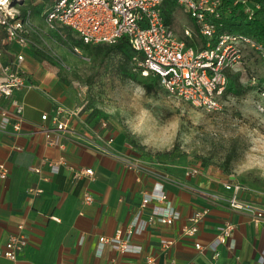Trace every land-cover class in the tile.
Instances as JSON below:
<instances>
[{"label":"crops","instance_id":"1","mask_svg":"<svg viewBox=\"0 0 264 264\" xmlns=\"http://www.w3.org/2000/svg\"><path fill=\"white\" fill-rule=\"evenodd\" d=\"M54 33L46 34L54 39ZM32 36L39 40V35ZM34 46L33 41L25 46L9 41L0 32L4 58L23 53L27 80L36 86L14 93L24 102L18 129L17 118L4 123L0 116V163L8 169L6 178H0V243L18 230L19 223L28 236L18 259L2 257L0 264H56L62 260L67 264H145L147 256L155 257L159 264L172 260L176 264H264V219L254 222L227 205L232 190L224 182L232 180L208 170L189 176L185 173L189 165L163 163L143 155L123 141L118 126L105 119V113L84 107V98L62 75L59 62L41 59ZM3 102L9 104L8 99ZM56 102L75 111L60 133L53 120ZM45 112L47 118L43 119ZM59 160L63 162L58 167L49 164ZM126 160H138L140 167H130ZM30 166L40 171H31ZM71 166L91 167L94 172L75 177ZM157 183L163 184L179 217L172 224L147 223L133 233L130 242L140 245V252H121L110 241L100 245L101 236L111 238L134 221L143 195ZM36 187L43 191H30ZM86 193L92 195V202L85 201ZM238 197L264 207V193L255 188L240 191ZM165 204L150 201L139 210L140 218L147 219L156 206ZM204 207L209 211L199 231L184 234L188 216ZM225 222H232L234 228L227 242L214 248L212 242ZM163 240L173 242L164 248Z\"/></svg>","mask_w":264,"mask_h":264},{"label":"built area","instance_id":"2","mask_svg":"<svg viewBox=\"0 0 264 264\" xmlns=\"http://www.w3.org/2000/svg\"><path fill=\"white\" fill-rule=\"evenodd\" d=\"M173 3L174 7L181 6L193 20L192 27H183L181 34L175 31L173 22L166 20V2ZM264 0H52L51 5L43 14L47 27L52 32H58L67 27L72 36L84 45L108 43L115 44L122 36H126L129 44L135 51L133 70L142 76H156L159 85L172 96L179 100L191 103L193 106L215 110L221 108L223 94L228 86L227 71H241L245 61L246 51H252L264 62V40L239 30L226 27L224 16H231L235 10L243 13L249 20H253ZM9 0H0V32L4 37L22 46L33 41L37 47H45L41 32L32 20L30 11L21 16L18 8L10 7ZM39 35L33 40L32 35ZM65 38V37H64ZM188 40H193L189 44ZM75 52L81 51L80 45L70 44ZM49 49V48H47ZM24 54L18 53L12 59H5L0 49V116L4 123L15 117L19 128L24 110V102L14 93L23 87H36L29 83L23 68ZM264 96V86L260 90ZM8 99L5 105L3 100ZM75 113L59 102H56L53 113L56 133L67 128L69 115ZM47 118V112L42 115ZM104 125H106L104 123ZM131 166L140 167L138 160H126ZM63 161L50 162L57 166ZM75 177L92 175L91 167H70ZM34 172L40 171L38 167L30 166ZM202 169L198 165H189L185 169L186 175L198 176ZM8 169L0 163V178H6ZM224 187L232 190V195L227 199V205L234 210L246 213L254 222L264 219V207L250 201L242 200L238 194L249 187L240 181H225ZM35 194H40L41 187L30 188ZM85 201L92 202L90 193L85 194ZM152 200L165 202L162 207L156 206L151 215L143 220L139 214L142 208ZM136 217L125 230L107 238L100 237V245L110 241L121 252H140L141 246L130 242L133 233L141 231L147 223L162 222L172 224L179 212L170 206L168 194L163 189V184L157 183L153 190L143 195L140 209ZM207 207L195 210L188 216V223L182 231L186 235H195L200 228V223L207 215ZM234 224L225 222L218 229L212 242L214 248L219 243L227 242ZM164 248L173 241L163 240ZM28 236L23 223L18 224V230L8 235L0 243V258L5 257L16 261L19 253L27 246ZM196 247L202 248L197 242ZM233 247V245H230ZM219 255V251L215 252ZM264 260V255L261 256ZM56 264H67L58 261ZM145 264H159L153 256H147ZM169 264H176L172 260Z\"/></svg>","mask_w":264,"mask_h":264},{"label":"rangeland","instance_id":"3","mask_svg":"<svg viewBox=\"0 0 264 264\" xmlns=\"http://www.w3.org/2000/svg\"><path fill=\"white\" fill-rule=\"evenodd\" d=\"M27 1L22 5L28 7ZM34 1L41 10L51 2ZM174 9L172 22L181 34L183 27H192L193 20L181 6ZM32 20L46 38L43 45L59 56L57 65L84 98V107L105 113V119L118 126L124 142L146 157L199 165L264 193V96L259 89L264 86V64L252 51H246L240 69L247 91L225 96L220 109L207 110L169 96L160 85L147 93L140 81L125 74L121 64L131 71L134 64L120 54L104 57L102 49L83 45L80 53L75 52L56 35L50 38L54 32L40 14L34 12Z\"/></svg>","mask_w":264,"mask_h":264},{"label":"trees","instance_id":"4","mask_svg":"<svg viewBox=\"0 0 264 264\" xmlns=\"http://www.w3.org/2000/svg\"><path fill=\"white\" fill-rule=\"evenodd\" d=\"M9 2L21 7L19 9L21 11V16H25L28 11H30L32 15L34 14V12H37L38 14L42 16L43 12L47 8H49V6L51 5L52 0L50 4L45 8V10H41V8H37L38 4H36L34 0L27 1L26 5L28 7L22 5L26 3L25 0H10ZM166 4L168 5V8L166 9V20L168 23H171L172 22L171 11H172V7L174 4L169 1L166 2ZM223 20L225 22L226 27L229 29L244 31V32H247V33H250L256 36L257 38L261 40H264V1L262 3L261 8L257 11L256 16L253 20L247 19L245 15L239 12L238 10H235L233 14H231V16H224ZM60 31L63 34H65L64 36L65 38L58 32H55L56 37H59V39L64 41L70 47H71L70 44L83 45L86 47L95 46V49L99 48L103 50L102 54L104 57L110 54H120L121 56L125 58V61L132 62L134 64L135 51L129 44V41L125 35L122 36L115 44L98 43V44L84 45L80 42V40H78L77 38L71 35L70 30L67 27L62 28ZM188 43L193 44V40H188ZM33 48H34V52L41 59H46L53 63L59 62V56L56 55L53 52V50L47 49L45 47L36 48L34 46ZM255 57H256L255 58L256 60H259L264 64V62L261 59H259L256 55ZM121 65H122L121 66L122 69H124L125 74H127L128 76H130L131 78L137 81H140V83L143 85L147 93H152L159 86V82L156 76H153V75H149L147 77L142 76L139 72H134V71L127 69L125 64H121ZM138 74L141 75L142 78L139 77ZM241 76H242L241 71H232V70L227 71L228 86L223 94V97L228 96V95L239 96L247 91L246 87L243 85L241 81ZM261 80H264V76L261 77ZM262 87L263 86H260L259 89H261Z\"/></svg>","mask_w":264,"mask_h":264},{"label":"clouds","instance_id":"5","mask_svg":"<svg viewBox=\"0 0 264 264\" xmlns=\"http://www.w3.org/2000/svg\"><path fill=\"white\" fill-rule=\"evenodd\" d=\"M262 167H264V165H262Z\"/></svg>","mask_w":264,"mask_h":264}]
</instances>
